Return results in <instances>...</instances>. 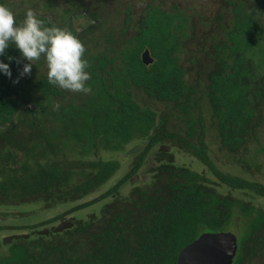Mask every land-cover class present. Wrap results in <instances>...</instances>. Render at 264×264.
<instances>
[{"label":"trees","instance_id":"16d2710c","mask_svg":"<svg viewBox=\"0 0 264 264\" xmlns=\"http://www.w3.org/2000/svg\"><path fill=\"white\" fill-rule=\"evenodd\" d=\"M29 1L45 27L71 31L74 17L88 18L80 33L71 31L85 47L94 43L97 31L105 34L98 15L108 5L102 6L103 0L95 6L93 0H62L60 16L55 13L60 0ZM0 4L13 10L6 0ZM131 10L126 6L117 49L86 48L91 75L86 86L92 91L77 100L64 102L62 90L43 74L27 75L21 83L26 89L19 93L14 81L24 58L12 43L0 56L12 72L8 77L0 71V207L40 202L52 208L81 201L119 169L118 161L104 159L101 152L123 151L130 144L136 151L126 173L100 196L16 228L28 233L0 243L7 249L0 264H176L180 251L200 235L219 232L237 239L232 264H264V205L256 203L264 200V185L218 170L204 142L212 135L232 156L258 142L264 119V48L257 45L252 54L251 34L255 30L260 39L264 27L250 14L248 0H225L217 18L219 32L202 39L209 50L198 48L200 53L191 54L185 65L180 55L189 16L163 3L147 4L135 18ZM49 12L55 14L52 20ZM26 13L15 12L18 24ZM111 38L107 35L106 41ZM145 50L153 59L149 65L141 59ZM134 89L170 106L183 133L171 130L167 116L140 102ZM177 152L194 156L231 192L220 193L214 181L178 165ZM141 171L148 181L136 187L132 179ZM128 183L133 188L123 196L120 190ZM108 198L111 202L99 215L86 220L71 216Z\"/></svg>","mask_w":264,"mask_h":264},{"label":"rangeland","instance_id":"374dc122","mask_svg":"<svg viewBox=\"0 0 264 264\" xmlns=\"http://www.w3.org/2000/svg\"><path fill=\"white\" fill-rule=\"evenodd\" d=\"M89 1V0H87ZM98 0H93V5H96ZM220 0H103L102 6L99 8V20L102 22V28L105 30V34L97 31L96 39L93 41L96 44L88 45L86 48H91L94 52L99 50H108V49H117L119 47V34L121 29L124 27V18H125V10L126 6L130 7L131 16L138 17L143 14V9L147 4L153 3H163L164 7L170 8L171 5H177L178 8L182 11V13L186 14L190 18V27L193 28L186 40L183 41V48L180 57H182L183 63L187 65V61L191 58V54H197V44L199 41V36L201 35L203 29L204 32L207 29L206 22L204 20L199 19V15H203L205 18L213 17L218 8V3ZM6 2L12 3L11 8H13L15 12H27L29 9L34 10L36 7L33 2L29 0H6ZM118 2V5H117ZM59 8L56 9V15L60 16L61 12L65 9V6L62 3V0L59 2ZM49 18L52 20L53 15L51 12ZM21 19V18H19ZM54 23L55 19L53 18ZM90 23L88 18L83 16L74 17L72 19L71 31H77L80 33L86 25ZM94 24V21H91ZM67 25V21H65V27ZM131 30L129 29V33ZM112 36V42H107V35ZM125 38V37H124ZM88 52V51H87ZM43 59L40 62L35 61L34 64L38 63V69L31 71V74H35V78L40 77L42 74L47 76L48 68L46 58L42 55ZM29 63L26 59L23 60L21 67L19 68V84L18 91L21 93L23 87L21 83L24 79H26L27 75L21 76L20 73L23 70L24 64ZM33 64V65H34ZM192 77V74H189ZM63 92V100L64 102L71 101V99L77 100L83 94V92H71L69 90H64L59 88ZM32 92V90H30ZM135 93L138 95L139 101L148 104L153 107L156 111L161 113L162 116H167L168 127L173 129H177L183 133L181 130L183 125L179 121L176 120L175 117H172L170 106L167 104L158 102L154 99H149L141 90L134 89ZM31 108V107H30ZM33 109V107L31 108ZM264 118V109L262 111ZM258 142L251 141L248 143L247 151H242L235 155H229L224 150H221L218 147V141L216 137H212V135H207V138H204L205 144L209 148V158L212 162L215 163L218 170L223 173L238 176L244 178L246 180H255L264 185V152H260L261 148H264V119L261 127L257 132ZM133 148L132 144L127 145L123 151L118 152H101V156L104 159H113L118 161L119 169L117 172L104 184L100 186L95 192L89 194L84 197L81 201L78 202H67L56 205L52 208H46L42 203L34 202V203H26L21 204L17 207H0V243L14 235L19 234H27L26 229H16L25 226H31L38 223H41L45 220L51 219L56 215L64 213L69 209L75 207L79 204V202H86L93 198L100 196L103 192L112 187L128 170L129 166L132 164L134 154L136 151H131ZM134 149V148H133ZM132 149V150H133ZM239 160L244 161L245 165L239 164ZM176 162L178 165L185 166L190 168L193 171H196L200 174L205 175V177L211 179L215 183L216 189L223 194H229L231 191L224 186H221L215 182V178L211 175L206 166L201 164L194 156L176 153ZM246 167L248 169H246ZM246 169V170H244ZM134 182V186H142L145 182L148 181V174L145 171H141L138 175L132 179ZM133 187L130 184H125L120 193L123 196H128L131 189ZM234 196H240L238 192H232ZM111 202V198L101 200L97 203H94L87 208L76 210L72 213V217L77 220H86L90 215L95 214L99 215L103 207ZM256 203H260L264 205L263 199H257ZM7 249L4 246L0 245V256L6 255Z\"/></svg>","mask_w":264,"mask_h":264},{"label":"clouds","instance_id":"9594fccd","mask_svg":"<svg viewBox=\"0 0 264 264\" xmlns=\"http://www.w3.org/2000/svg\"><path fill=\"white\" fill-rule=\"evenodd\" d=\"M10 43L20 51L22 57L29 61L24 64L21 76L30 75L32 65L43 55L47 62V79L71 92L88 94L91 87L86 82L91 75L86 69L90 63L85 59L84 43L68 29L60 27H45L36 13L29 9L25 19L17 23L16 14L5 4H0V56L6 54ZM9 57V60H12ZM17 63H20L17 60ZM0 71L8 77L12 76L10 66L0 61ZM18 79L14 83H18ZM59 108V104L55 105Z\"/></svg>","mask_w":264,"mask_h":264},{"label":"water","instance_id":"95a60500","mask_svg":"<svg viewBox=\"0 0 264 264\" xmlns=\"http://www.w3.org/2000/svg\"><path fill=\"white\" fill-rule=\"evenodd\" d=\"M142 62H153L149 52L141 55ZM237 252V239L229 232L205 233L184 247L176 264H232Z\"/></svg>","mask_w":264,"mask_h":264},{"label":"flooded vegetation","instance_id":"af4514ba","mask_svg":"<svg viewBox=\"0 0 264 264\" xmlns=\"http://www.w3.org/2000/svg\"><path fill=\"white\" fill-rule=\"evenodd\" d=\"M199 1V0H198ZM202 1V0H200ZM249 1V9L251 11V15H253V17L257 20L259 19L260 21V26L264 27V0H248ZM225 5V0H220L219 3H218V8L219 10L216 11V13L214 14L213 17H208V18H205L203 15H199V19L200 20H204L206 22V27L207 29L205 30L204 32V29L201 33V35L199 36V41H198V44H197V51H198V48L200 47H204L205 50H209V46H204V42L202 41L203 39V36L204 35H210V34H217L219 32V23H218V13H220V8L221 6H224ZM190 18H189V24L188 26H190ZM193 28L190 27V33L192 32ZM188 32V34H190ZM263 37H261L260 39L257 38V33L255 32V30H253V33L251 34V37L253 38V51H252V54L255 56L256 55V48H257V45L261 46L262 48H264V35H261ZM201 39V41H200ZM259 40V41H258ZM204 50V51H205ZM197 53H200L199 51ZM253 56V57H254ZM252 57V58H253ZM256 60H252V62L254 63ZM259 74V73H256L254 74V78L256 79V75ZM262 78H257V80H260ZM263 111V110H262Z\"/></svg>","mask_w":264,"mask_h":264}]
</instances>
